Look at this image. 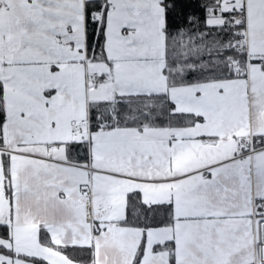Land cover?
I'll use <instances>...</instances> for the list:
<instances>
[{
    "label": "snow or ice",
    "instance_id": "obj_1",
    "mask_svg": "<svg viewBox=\"0 0 264 264\" xmlns=\"http://www.w3.org/2000/svg\"><path fill=\"white\" fill-rule=\"evenodd\" d=\"M0 264H264V0H0Z\"/></svg>",
    "mask_w": 264,
    "mask_h": 264
}]
</instances>
